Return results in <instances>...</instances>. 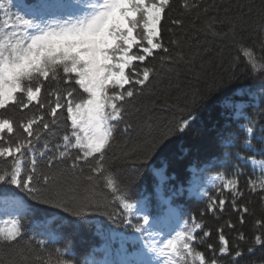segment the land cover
Listing matches in <instances>:
<instances>
[{"label": "trees", "instance_id": "16d2710c", "mask_svg": "<svg viewBox=\"0 0 264 264\" xmlns=\"http://www.w3.org/2000/svg\"><path fill=\"white\" fill-rule=\"evenodd\" d=\"M33 2L0 0V26L14 22L23 6ZM158 31L153 41L161 47L143 63L132 62L140 73L133 80L142 79L144 68L150 70L149 80L143 86L125 85L134 95L116 101L122 119L110 121L113 136L103 162L134 207L123 208L100 178L94 183L86 179L96 166L94 157L76 168L71 165L79 149L69 148V155L59 158L65 150L63 136L72 133L62 108L57 124L41 132L23 163L27 170L35 158L37 180L41 173L55 174L45 195L58 193L79 215L37 204L26 191L0 184V227L19 220L20 247L40 250L43 242L44 252L59 250L73 264H124L118 242L133 233L138 241L128 242L131 248L146 250L149 238L144 236L157 231L154 218L162 213L178 215L180 230L200 225L191 243L207 261L264 264V243L255 244L256 236L264 241V0H169ZM140 40L146 44L143 35ZM135 49L132 54H142ZM242 49L254 53L256 71ZM72 86L77 99L87 97ZM57 87L69 85L44 81L40 102L54 106L55 96L48 92ZM47 113L35 101L27 109L10 105L0 110V118L14 126L11 136L2 134L4 140L25 138L21 124L40 114L50 122ZM248 126L254 127V136L246 133ZM221 235L228 242L225 253L220 252Z\"/></svg>", "mask_w": 264, "mask_h": 264}, {"label": "snow or ice", "instance_id": "6c2138e0", "mask_svg": "<svg viewBox=\"0 0 264 264\" xmlns=\"http://www.w3.org/2000/svg\"><path fill=\"white\" fill-rule=\"evenodd\" d=\"M168 4L169 0H34L23 6V14H16L14 22L5 21L0 26L3 29L0 31V110L10 105L27 109L35 101L39 109L47 107V114L52 117L49 122L45 121L43 114L33 116L26 124H21L27 136L14 142L4 140L2 135L5 132L9 136L13 134V122L0 118V141H4L0 143V184L14 185L26 191L37 204L79 215V212H71L70 202L58 193L45 195L55 174L41 173L37 180L35 158L27 170L23 163L25 153L33 151L34 141L40 140L41 132L57 124L58 111L63 108L71 121V137H75V142L69 135H64L65 150L60 152L59 158L68 156L69 148L79 149L71 165L76 168L79 161L87 162L94 157L96 166L91 168L92 175L86 179L94 183L100 178L112 198L120 201L123 208L131 210L134 207L126 202L115 174L106 169L103 163L105 150L113 136L110 121L122 119V107L116 101L134 95L133 90L126 89L125 85L135 83L143 86L149 80L148 68L143 69L142 79L133 80L140 73L132 62L143 63L147 56L153 54V49L161 47L154 43L153 38L159 35L158 25ZM3 7L0 4V8ZM141 25L146 44L134 35ZM134 45L142 54L130 55ZM242 51L248 64L256 71L258 65L254 53L247 49ZM128 69L130 71L126 72ZM49 79L69 85L48 92L49 96H55L54 106L52 101L46 104L39 100L42 84ZM72 85H78L87 97L77 99L74 95L77 89ZM33 125L39 127L33 129ZM185 126L186 122L178 130L183 131ZM245 131L250 136L255 135L252 126ZM247 142L250 145L251 141ZM47 147L44 145L45 150ZM40 155L43 156L44 152ZM96 186L94 184L93 192ZM219 204L222 207L224 201L220 200ZM148 224L145 216L144 225ZM198 228L200 225L195 223L192 229L185 226L175 235L146 243L145 247L158 258L157 264H194L195 261L217 264L215 259L207 261L202 253L194 251L191 242L195 239L193 232ZM135 230L142 231L139 227ZM21 236L19 220H12L10 226L0 227V264H73L63 258L59 250L44 252L43 242L40 250H25L19 246ZM220 241L223 245L220 252H227L228 242L223 235ZM262 243L261 236H256L255 244ZM235 255L239 257L241 253L236 252ZM144 264L152 262L148 260Z\"/></svg>", "mask_w": 264, "mask_h": 264}, {"label": "rangeland", "instance_id": "374dc122", "mask_svg": "<svg viewBox=\"0 0 264 264\" xmlns=\"http://www.w3.org/2000/svg\"><path fill=\"white\" fill-rule=\"evenodd\" d=\"M149 2H155V0H149ZM138 30H141L142 31V33H143V26L141 27H138L137 28V30H136V32L134 33V35H136L137 36V39H138V35H139V31ZM134 48V47H133ZM145 261H147V260H145ZM140 264H144V263H140Z\"/></svg>", "mask_w": 264, "mask_h": 264}]
</instances>
